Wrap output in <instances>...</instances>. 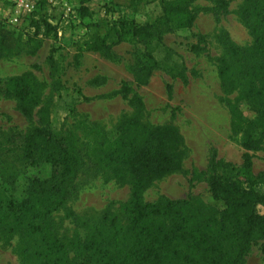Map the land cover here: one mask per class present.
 <instances>
[{
	"label": "rangeland",
	"instance_id": "obj_1",
	"mask_svg": "<svg viewBox=\"0 0 264 264\" xmlns=\"http://www.w3.org/2000/svg\"><path fill=\"white\" fill-rule=\"evenodd\" d=\"M15 1L0 0V29L12 31L23 42L16 53H0V204L3 209L17 204L25 196L29 179L48 178L51 171L48 163L31 165L24 160L21 141L37 125V116L25 119L14 98L4 92L10 85L8 79L28 75L39 105L49 107L50 129L70 136L85 159L75 195L40 223L58 239L69 264L80 263L78 243L87 237V226L115 216L119 224L127 222L121 206L129 196V175L113 166L97 165L87 156L100 143L113 145L122 121L139 135L149 128L171 130L164 147L178 164L148 185L142 194L145 201L191 198L211 202L212 158L218 161L217 173L236 181L245 179L246 153L251 176L264 170V119L258 117L255 104L257 99L264 101V62L241 18L244 0H227L226 10L209 0H194L190 8L196 18L191 27L163 33L159 40L149 42L158 66L141 83L134 78L142 62L134 40L126 35L121 42L110 43L114 38L109 28L118 19L153 22L162 0H91L83 17L79 0H43L42 9L39 0L31 13L21 12L18 21L11 22ZM44 16L56 26V34L36 38L30 21ZM91 33H109L108 46L86 49ZM221 34L242 49L248 75L229 68L221 77V62H230ZM190 45L204 51L192 52ZM52 49L65 86L60 92L53 90L49 79L47 56ZM250 79L263 93L257 98L249 93ZM132 121L141 126L136 128ZM244 141H250L252 148L246 150ZM258 210L263 213L264 207ZM13 228L7 231L0 226V264H25L45 234L32 235L24 224ZM244 264H264L259 246L251 248Z\"/></svg>",
	"mask_w": 264,
	"mask_h": 264
},
{
	"label": "trees",
	"instance_id": "obj_2",
	"mask_svg": "<svg viewBox=\"0 0 264 264\" xmlns=\"http://www.w3.org/2000/svg\"><path fill=\"white\" fill-rule=\"evenodd\" d=\"M91 0H79V13L88 14ZM194 0H162L159 16L151 23L118 19L110 25L113 40L121 42L126 35L142 57L141 65L134 73L137 83L144 82L158 64L149 49V42L159 40L163 33L176 29H188L194 24L196 14L190 8ZM226 10L227 0H209ZM241 18L253 37L256 49L264 62V0H244ZM44 1L40 0V8ZM40 9V10H41ZM34 37L47 38L56 26L44 17L31 19ZM109 33L90 34L85 43L88 50H101L108 46ZM229 63L221 62L220 75L225 78L229 68L248 75L243 64V51L233 44L226 34L220 35ZM23 45L19 35L0 29V53H16ZM189 50L203 52L204 48L190 45ZM52 49L47 56L49 79L56 92L65 89L61 78L60 63ZM28 75L8 79L4 92L13 97L19 113L27 120L37 116V125L30 128L22 138L24 160L31 165L48 163L51 166L48 178L29 179L25 196L17 203L3 209L0 204V226L7 231L24 224L32 235H39L41 242L25 264H69L68 254L55 236L49 235L40 223L60 210L76 193L77 179L85 166L84 156L77 152L67 134H56L50 129L49 107L40 106L39 95ZM249 93L257 98L263 93L256 90L250 79ZM0 82V91L3 89ZM170 92V87L167 86ZM258 117L264 119V101L257 99ZM37 108V110H35ZM136 128L141 126L129 122ZM122 121L119 136L113 145L100 143V147L87 156L97 165H109L127 172L130 191L121 209L127 222L119 224L115 216L104 219L89 228V233L79 245V264H244L254 246L264 254V170L250 175L251 160L246 153L243 159L244 181L232 180L217 173V162L212 158L208 192L211 202L193 199L163 198L145 201L143 191L155 179L172 171L178 160L165 151L164 143L171 137L167 127L149 128L139 135ZM246 150L252 148L244 141ZM36 240V239H35ZM34 258L30 262V258ZM52 260V261H51Z\"/></svg>",
	"mask_w": 264,
	"mask_h": 264
},
{
	"label": "built area",
	"instance_id": "obj_3",
	"mask_svg": "<svg viewBox=\"0 0 264 264\" xmlns=\"http://www.w3.org/2000/svg\"><path fill=\"white\" fill-rule=\"evenodd\" d=\"M39 3V0H16L15 1V13L14 15L11 17L10 21L11 22H17L18 19L20 18L19 15L20 13H31L34 8L35 5H37ZM67 11H69V8H66Z\"/></svg>",
	"mask_w": 264,
	"mask_h": 264
}]
</instances>
